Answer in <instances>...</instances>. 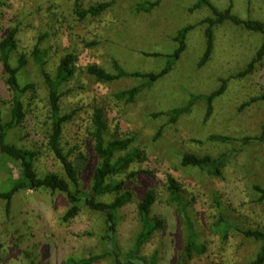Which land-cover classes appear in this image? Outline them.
<instances>
[{
	"label": "rangeland",
	"instance_id": "374dc122",
	"mask_svg": "<svg viewBox=\"0 0 264 264\" xmlns=\"http://www.w3.org/2000/svg\"><path fill=\"white\" fill-rule=\"evenodd\" d=\"M88 7L99 2L111 6L98 17L80 20L74 0H0V41L17 28V45L11 63L17 66L23 55L26 64L19 71L21 85L34 84L23 97L26 118L8 131L7 140L39 151L36 169L40 176L65 172L47 147L50 130L48 88L42 70L57 75L60 59L69 52L77 55L74 76L60 85L61 112L73 113L64 126L62 143L70 158L78 163L80 188L88 193L93 173L101 159L95 152L91 116L95 106L104 109L107 140L133 138L132 148L144 158L127 173L109 179L125 180L133 200L119 210L116 233L122 254L135 245L141 228L139 202L148 191L156 202L151 217L163 221L143 245L140 255L148 261L156 254V264H179L192 224L204 253H196L190 264H251L263 242L246 237L238 228L264 231V200L255 186L264 187V59L252 72L241 75L264 41V34L227 20L214 27V48L208 60L199 65L207 47L209 6L195 7L199 0H82ZM219 11L232 6V13L244 21L264 23V0H210ZM143 5V7H141ZM142 9H141V8ZM186 26V48L169 73L144 87L135 100L118 95L139 84L141 77L98 82L86 72L90 64L114 71V61L128 71L158 72L179 46L176 37ZM227 79L224 84L223 80ZM224 92L213 102L207 115V102L197 99L188 111L171 121L169 111L185 107L192 97L209 94L221 85ZM13 90L0 55V102L9 120ZM161 128V134L158 131ZM226 136L227 141L214 140ZM185 152L217 158L226 154L220 177L180 163ZM140 172L132 176L133 172ZM181 185V203L171 200L167 177ZM21 177L18 161L0 152V192L12 188ZM114 195L102 196L112 201ZM69 207L66 194L47 189L17 192L7 212L0 200V264H73L92 256V264H114L107 254L104 215L82 206L79 215L66 222ZM231 224L227 236L217 229L220 216ZM189 219V221H188ZM264 264V263H263Z\"/></svg>",
	"mask_w": 264,
	"mask_h": 264
},
{
	"label": "trees",
	"instance_id": "16d2710c",
	"mask_svg": "<svg viewBox=\"0 0 264 264\" xmlns=\"http://www.w3.org/2000/svg\"><path fill=\"white\" fill-rule=\"evenodd\" d=\"M161 0L148 2L145 4L147 10L157 6ZM200 5L209 6L214 17L205 19L208 24L206 27L207 47L202 56L199 65L204 64L213 52L214 48V27L222 24L227 20L234 22L237 25H242L248 29L264 34V23L255 21H244L232 13V6L225 11H219L210 0H199L195 7ZM111 6V2H99L88 7L84 6L82 0H74V12L80 20H85L88 17H98ZM143 7V5H141ZM140 7V8H141ZM142 9V8H141ZM192 26H186L179 31L176 40L179 41V46L173 54L170 55V60L166 66L158 72H140L128 71L116 60L114 61V71H108L98 64H90L86 68V72L95 78L98 82L108 83L117 81L127 77H141L146 79V83L139 84L128 90L119 93L120 98H125L128 102L135 100L136 96L146 86L152 85L158 79L171 71L175 62L180 58L181 53L186 48V35ZM17 28L11 29L8 34L0 41V55L3 67L7 73V83L13 90L12 108L9 120H5L2 105L0 102V152L9 158L19 162L21 167V177L16 179L11 189L0 192V200L6 202L7 212L10 210L12 200L15 194L21 190H40L47 189L52 192H62L66 194L69 207L63 215V220L68 222L76 218L85 206L91 210L97 211L104 215L105 218V234L103 240L106 243L107 254L112 257L114 264H156V254L148 261L140 255V250L143 245L151 238L152 234L157 230L164 228L163 221L157 217L150 216L152 205L156 202V197L153 192L148 191L145 197L138 204V211L141 219V228L137 235L134 247L126 254H122L116 241V233L119 224V210L133 200V194L126 188L125 180L109 181L110 178L127 173L128 169L136 161H141L144 155L138 149L132 148L133 138H113L107 140L106 132L108 129V121L105 111L100 106H95L91 121L93 130L90 132L95 140L94 149L98 157L101 159L100 164L96 167L93 173V185L88 193H84L80 188L79 173L85 165L86 159L81 156L78 158V163L74 162L70 155L71 151H67L62 143L64 126L73 117V113L63 114L61 112L60 85L70 80L77 69V55L74 52L65 54L61 59L57 68L56 77L52 78L45 70H42L44 82L48 88L47 101L50 108V130L46 137L47 147L54 158L62 166L65 176L57 172L50 171L43 176H40L36 169V161L39 156V151L24 148L11 143L7 140L8 131L12 128L19 127L25 121L27 112L23 97L26 92L33 89L35 86L32 83L21 85L18 78L19 71L25 66L26 60L22 55L19 58L17 66L11 63L12 52L17 45L16 35ZM264 59V41L257 50L255 57L248 64L241 75H246L252 72L256 63ZM224 84L227 79L223 80ZM221 85L215 91L192 97L189 104L185 107H177L171 109L168 113L171 121H176L183 113L188 111L197 99L203 98L207 102V115L213 111L214 100L221 95L226 89V85ZM264 99V95L261 96ZM161 128L158 135L161 134ZM214 140L227 141L226 136L213 135ZM264 138V130L262 136L257 139ZM226 162V154L217 158L210 155L200 156L194 153L185 152L181 157V165L183 167L197 168L206 172L213 177H220ZM140 172H133L132 176ZM255 189L260 194V199L264 200V187L255 186ZM167 190L170 193V198L173 201L181 203V185L176 178L169 175L167 177ZM114 195L112 201L102 200V196ZM189 221V219H188ZM189 225V235L187 244L180 255L179 264H190L196 253H204L206 247L198 242L197 234L191 223ZM223 234L227 236L231 224L222 215L215 226ZM238 230L246 237L255 238L263 242V245L258 253L255 261L251 264L264 263V231L259 229H240ZM100 256H92L90 258L81 259L73 264H92L97 261ZM34 264V261L31 262Z\"/></svg>",
	"mask_w": 264,
	"mask_h": 264
}]
</instances>
